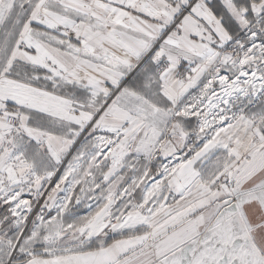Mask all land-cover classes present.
I'll list each match as a JSON object with an SVG mask.
<instances>
[{
  "label": "snow or ice",
  "instance_id": "obj_1",
  "mask_svg": "<svg viewBox=\"0 0 264 264\" xmlns=\"http://www.w3.org/2000/svg\"><path fill=\"white\" fill-rule=\"evenodd\" d=\"M0 264H264V0H0Z\"/></svg>",
  "mask_w": 264,
  "mask_h": 264
}]
</instances>
